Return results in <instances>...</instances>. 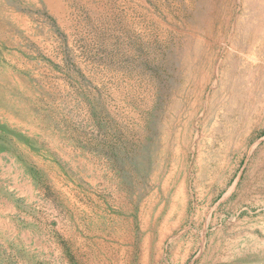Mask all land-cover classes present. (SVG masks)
Wrapping results in <instances>:
<instances>
[{"label": "rangeland", "instance_id": "rangeland-1", "mask_svg": "<svg viewBox=\"0 0 264 264\" xmlns=\"http://www.w3.org/2000/svg\"><path fill=\"white\" fill-rule=\"evenodd\" d=\"M0 264H264V0H0Z\"/></svg>", "mask_w": 264, "mask_h": 264}]
</instances>
